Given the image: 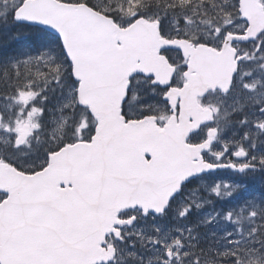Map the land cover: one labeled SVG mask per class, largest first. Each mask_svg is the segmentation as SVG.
<instances>
[{
	"label": "snow or ice",
	"instance_id": "snow-or-ice-1",
	"mask_svg": "<svg viewBox=\"0 0 264 264\" xmlns=\"http://www.w3.org/2000/svg\"><path fill=\"white\" fill-rule=\"evenodd\" d=\"M0 264H264V0H0Z\"/></svg>",
	"mask_w": 264,
	"mask_h": 264
},
{
	"label": "rangeland",
	"instance_id": "rangeland-1",
	"mask_svg": "<svg viewBox=\"0 0 264 264\" xmlns=\"http://www.w3.org/2000/svg\"><path fill=\"white\" fill-rule=\"evenodd\" d=\"M226 178V177H225Z\"/></svg>",
	"mask_w": 264,
	"mask_h": 264
}]
</instances>
